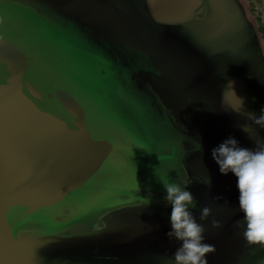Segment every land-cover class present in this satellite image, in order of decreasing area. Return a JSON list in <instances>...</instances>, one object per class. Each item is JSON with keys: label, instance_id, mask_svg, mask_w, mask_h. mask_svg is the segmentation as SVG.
Listing matches in <instances>:
<instances>
[{"label": "water", "instance_id": "95a60500", "mask_svg": "<svg viewBox=\"0 0 264 264\" xmlns=\"http://www.w3.org/2000/svg\"><path fill=\"white\" fill-rule=\"evenodd\" d=\"M253 25L246 0H0V264H173L185 181L207 264H264L211 154L264 140Z\"/></svg>", "mask_w": 264, "mask_h": 264}, {"label": "clouds", "instance_id": "9594fccd", "mask_svg": "<svg viewBox=\"0 0 264 264\" xmlns=\"http://www.w3.org/2000/svg\"><path fill=\"white\" fill-rule=\"evenodd\" d=\"M247 116L253 123L264 127V106H261L259 115L248 112ZM241 128L247 130L244 125ZM255 144V150L241 147L234 137L229 136L214 146L211 154L222 174L231 172L236 177L239 209L243 213L242 219L237 220L236 224L243 227L244 239L250 244L264 245V140L257 138ZM187 183H163V199L171 207L170 229L166 235L169 239L180 241L172 253L173 264H207V253L214 251V246L205 242V226L197 221L191 211L196 202ZM205 183H210L209 177ZM210 214L208 206L202 207L200 220H207ZM219 226L220 221L213 219L212 227Z\"/></svg>", "mask_w": 264, "mask_h": 264}, {"label": "flooded vegetation", "instance_id": "af4514ba", "mask_svg": "<svg viewBox=\"0 0 264 264\" xmlns=\"http://www.w3.org/2000/svg\"><path fill=\"white\" fill-rule=\"evenodd\" d=\"M246 2L254 21L253 33L264 44V0H246Z\"/></svg>", "mask_w": 264, "mask_h": 264}]
</instances>
